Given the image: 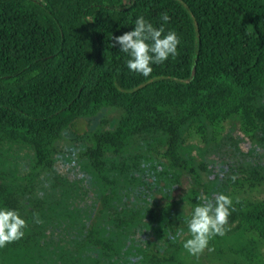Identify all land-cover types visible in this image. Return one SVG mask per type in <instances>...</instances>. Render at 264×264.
<instances>
[{
    "label": "trees",
    "instance_id": "trees-1",
    "mask_svg": "<svg viewBox=\"0 0 264 264\" xmlns=\"http://www.w3.org/2000/svg\"><path fill=\"white\" fill-rule=\"evenodd\" d=\"M162 13L165 31L180 38L177 56L149 77L129 71L114 37L138 15L158 27ZM104 112L118 114L111 128ZM97 118L98 127L71 138L89 187L82 176L69 180L58 143L78 120ZM233 119L256 148L228 166L231 227L190 255L179 240L186 221L158 229L161 214L137 189L150 200L160 183L169 193L190 175L182 199L191 208L201 202L207 191L185 134L194 129L208 142V130L213 137ZM263 186L264 0H0V205L27 223L21 239L0 248V264H51L63 245L56 232L68 236L59 254L67 264L134 259L135 241L154 236H167V250L150 264L208 252L228 264H264V199L245 196Z\"/></svg>",
    "mask_w": 264,
    "mask_h": 264
},
{
    "label": "rangeland",
    "instance_id": "rangeland-1",
    "mask_svg": "<svg viewBox=\"0 0 264 264\" xmlns=\"http://www.w3.org/2000/svg\"><path fill=\"white\" fill-rule=\"evenodd\" d=\"M101 119L109 120V126L112 127L114 122L118 116L116 112H107L102 113ZM100 125V119L97 118L91 122L85 120H78L71 132H67L63 135V140L58 143V148L61 151V161L64 162V166L66 169L70 170L68 178L70 181L76 179L77 175L85 178V185L92 187V182L90 180V176L88 173H83L82 170H79V166L84 165L83 161L78 158V149L80 145L76 146L75 143L72 142L71 138L75 135H82L87 133ZM211 129L206 132L205 139L208 142L200 139L194 129L188 130L184 137L183 146L185 148V154L192 159L193 165L192 168L199 174L202 179L203 187L206 188L207 195L213 196L215 193H223V190L226 188V193L230 195L232 193L231 188H229V184L227 179L236 178L235 175L230 171L228 167L229 164L233 165L241 161L240 154H248L252 153L255 150L254 143L244 136L238 127V123L235 119L231 120L228 123H225L219 128L214 129L210 136ZM209 133V134H208ZM218 144L221 145V148H218ZM234 145L237 146L239 152H236L234 149ZM234 162V163H233ZM83 184V182H82ZM192 184V179L190 175L183 174L179 178L178 186L170 191L169 193L165 192L162 188L164 186L163 183H160V188L156 191H153L149 198H145L143 193L145 192L143 188L137 189V184H134L138 193L143 197V202L145 205L152 208L154 215L159 216L161 224L158 226V229H165L166 221H172L174 225L180 224L181 220L186 221V218L190 216L192 208L182 199L187 188H189ZM66 188H71L72 186L68 184ZM205 194H202V197ZM247 197H256L259 199H264V186L255 190H252L250 194H245ZM77 198V197H76ZM68 202V200H66ZM67 208L69 206L67 205ZM55 210L61 212L62 206H56ZM96 213V210H95ZM162 213L165 215L163 218ZM47 229L46 232L42 234L50 235L51 237L54 233L50 230V226L44 225ZM231 226L225 224L223 226L224 232L229 229ZM55 228V227H54ZM168 230H165L166 234ZM56 235L61 237L60 242L63 245L60 246V249H63L66 245L65 240L68 238L62 232H56ZM47 237V238H48ZM46 238V239H47ZM167 236L163 237H151L148 241H141L140 244L135 241L134 251V259L130 256H121L122 262H118L117 264H150L148 260L150 256L155 255L158 258H163L165 256ZM188 238V232L181 235L180 241ZM48 243L55 242L52 238H48L46 240ZM131 249V247L129 246ZM58 249L57 253L54 256L56 261H52L51 264H67L63 259L59 258V254L61 250ZM207 258L196 259L193 258L190 263L184 264H228L225 261L217 258L213 252H208ZM66 256V255H64ZM84 262L86 261L85 255L82 256ZM58 259V260H57ZM231 264V263H230Z\"/></svg>",
    "mask_w": 264,
    "mask_h": 264
},
{
    "label": "clouds",
    "instance_id": "clouds-1",
    "mask_svg": "<svg viewBox=\"0 0 264 264\" xmlns=\"http://www.w3.org/2000/svg\"><path fill=\"white\" fill-rule=\"evenodd\" d=\"M160 20L157 27L138 15L130 31L114 37L119 52L128 57L125 64L129 71L149 77L153 65L177 56L180 38L173 30L165 31L164 25L169 20L166 13L160 15ZM232 210L233 199L224 193L203 196L186 218L189 238L184 240L183 248L190 255H196L208 247L213 237L223 236V226ZM26 228L27 223L17 210L0 205V248L21 239Z\"/></svg>",
    "mask_w": 264,
    "mask_h": 264
}]
</instances>
